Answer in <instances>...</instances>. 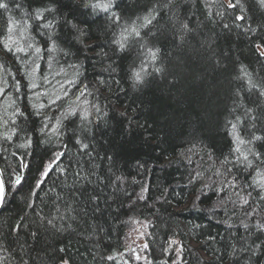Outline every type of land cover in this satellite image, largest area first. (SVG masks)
Returning <instances> with one entry per match:
<instances>
[{
    "label": "trees",
    "instance_id": "16d2710c",
    "mask_svg": "<svg viewBox=\"0 0 264 264\" xmlns=\"http://www.w3.org/2000/svg\"><path fill=\"white\" fill-rule=\"evenodd\" d=\"M5 2L9 7L0 10V41L6 39L8 18L23 22L36 8L52 4L57 9L47 19L58 20L55 35L64 51L52 54L51 61L42 53L36 81L46 76L49 83L43 90L57 93L66 79L87 85L90 104L87 121L82 123L79 116L70 118L75 124L65 121L59 145L55 140L44 143L47 137L38 132L28 149L16 147L22 135L13 143L0 141L3 178L24 177L18 190L8 188L0 207V264H118L114 254L124 249L125 220L133 213L151 218L145 243L152 264H264V231L256 228L264 224L258 190L236 189L244 195L252 191L250 205L242 206L232 188L218 189L236 176L238 184H246V173L216 175L217 169L233 167L220 164L225 156L233 159L226 119L240 116L246 139L264 136V97L246 89L235 96L241 67L256 82H264V57L257 51V45L264 51V7L259 0H240L243 12L228 8L229 0H117L121 23L159 5L156 20L143 30L156 34L151 43L160 50L158 61L148 68L152 75L136 87L124 72L136 49L115 53L106 17L84 10L82 0ZM238 15L244 20H236ZM185 22L188 33L179 30ZM30 32L39 46L47 47L46 36ZM18 55L19 60L0 44V63L7 69L0 71V86L8 84L6 95L0 96L5 119L14 111L15 105L8 107L13 99L21 107L30 100L39 102L17 71L35 65L32 60L25 64L23 53ZM16 80L23 85L20 92L12 86ZM234 100L241 107L235 108ZM246 108L253 109L248 117ZM30 113L29 108L26 115ZM28 119L29 128L39 126L35 116ZM17 122L22 120L17 117ZM77 136L88 145L86 150L76 144ZM253 147L264 152V141ZM55 151L65 153L59 167L66 174L52 171L36 188ZM21 158L27 168H20Z\"/></svg>",
    "mask_w": 264,
    "mask_h": 264
},
{
    "label": "snow or ice",
    "instance_id": "6c2138e0",
    "mask_svg": "<svg viewBox=\"0 0 264 264\" xmlns=\"http://www.w3.org/2000/svg\"><path fill=\"white\" fill-rule=\"evenodd\" d=\"M55 3V0H53ZM171 4L172 0H168ZM261 7H264V0H259ZM117 5V0H82V7L84 10H90L91 14L97 16L102 13L106 17V21L110 28H112L111 37L109 39V44L115 53H125L127 54L130 50L136 49L137 55L135 59H132L128 63L127 68L124 70L125 76L130 80L134 87L140 86L145 83L146 78L152 75L148 68L151 64L158 61L159 48L155 47L151 43L152 39L155 38V33L150 31H143L149 29L153 24V21L157 18V8L159 5L153 4L147 9V11L142 16H137L135 19L127 20L121 23L122 16L115 10ZM167 5H165L166 7ZM8 3L5 0H0V10L7 11ZM16 7L19 9L20 5L17 4ZM228 8L233 10L239 8L243 12V5L240 0H236L235 3L229 0L227 4ZM57 11L52 4L46 5L44 7L36 8L31 13L28 14L27 18L23 22L15 20L13 18H8L5 21V33L6 39L0 41L3 48L8 53H13L17 60L20 59L18 54L23 53L26 59L24 63L27 64L28 60H32L34 67H30V70H24L18 68V72H22V79L28 81L27 87L32 91V97L39 102H32L30 100L29 104L21 107L16 105L13 99L8 107L15 105L14 111L7 119L0 116V141L13 143L14 139H19L21 135L23 136V142L17 144V148L28 149L32 146L33 134L38 132L39 134L47 137L44 143H50L53 140L59 145L60 139L64 132L62 131L66 125L65 121L68 123L75 124V120L70 118L79 116L80 121L83 123L88 120V106L90 102L87 100L86 95L88 93L87 85H79L75 80H64L59 85V91L49 92L48 90H43L42 85L48 84V78L42 76L40 82L36 81V72L40 69L41 65L37 62L40 61L42 53L48 55L49 60H53L54 56L52 54L57 51L63 52L64 50L60 48L57 43L58 37H56L55 32L58 26L57 19H47V14H51ZM236 20H244L243 15H238L235 17ZM37 22L33 24L32 22ZM65 24L70 25L74 30L76 25L72 21H64ZM225 28L228 27L226 24ZM30 29L38 32L42 36H46L45 40L46 48H42L38 45L35 36L30 32ZM179 30L188 33L191 31L188 23H181L179 25ZM81 35H83V30ZM254 31V30H253ZM79 39V37H77ZM261 45H257L258 55L264 57V51H260ZM68 53L65 52V55ZM123 58V57H122ZM51 67V64L49 65ZM71 67H76L72 65ZM0 71H7L5 66L0 63ZM63 72V69L60 70ZM154 72H160L161 69L155 68ZM59 73H57L58 75ZM241 81L240 87L236 89L235 96L240 97V93L243 90L248 92H253L254 90L259 97H264V82H256L250 73L244 67L240 69V76L237 77ZM67 85V87H65ZM75 85L74 90L72 86ZM16 88L17 92H20L23 85L20 80H16L15 84L12 85ZM8 84L5 82L3 86H0V96H5L7 92ZM235 108L241 107V104L235 102ZM96 111L99 109L95 105H91ZM31 109V113L28 115L35 116L40 124L38 127L29 128L27 125L30 123L28 119V109ZM235 108L232 110L235 111ZM54 110V111H53ZM7 112V108L5 109ZM52 112V115H49ZM253 112L252 108H246L244 111V116L248 117ZM59 113V115H56ZM17 117L22 120V123L17 122ZM255 119V117H253ZM35 123V121H31ZM241 117L235 116L234 119L225 120V130L227 135L231 138L232 147L229 149V156L233 157L229 160L228 156H225L224 160L220 161L221 168H224L227 164H232L233 167L227 169L226 172H222L221 169L216 170L217 176L227 177L232 172L243 171L246 173L245 180L246 184H238V176L231 180H227V183H223L222 187L218 191L223 192L225 188H232L237 196V201L240 205H250V200L252 198V191H247L246 195L241 194L240 191H235L236 189H252L257 191V199L261 205H264V152L256 150L253 147L256 141H264V136L251 135L250 139L244 138L242 135L246 131L245 128L241 127ZM247 131L251 132V129ZM73 135H76L75 129H73ZM76 144L80 145L82 150H86L88 145L83 143V139L79 136L76 137ZM65 155L63 151H55L50 158L49 163L44 166L43 171L37 178L35 187L40 188L44 183L46 177L52 171H59L61 174H66L64 168L59 167V162ZM28 165L22 162L20 163V168H27ZM77 176L79 173L76 174ZM197 175H200L199 173ZM24 177L17 174L14 180L9 177L5 180L2 175H0V206L5 203L8 188H17L22 185ZM144 197L141 195L140 199ZM255 211V210H254ZM252 215L253 213H247ZM52 223V221H49ZM147 225H145L146 227ZM249 226L244 225L247 229ZM256 228L258 231H264V224H257ZM147 246V245H145ZM260 247V245H257ZM255 254V253H253ZM139 259V257H136ZM109 260L114 259L113 256L108 257ZM64 264H68V261H64Z\"/></svg>",
    "mask_w": 264,
    "mask_h": 264
},
{
    "label": "rangeland",
    "instance_id": "374dc122",
    "mask_svg": "<svg viewBox=\"0 0 264 264\" xmlns=\"http://www.w3.org/2000/svg\"><path fill=\"white\" fill-rule=\"evenodd\" d=\"M49 161H47L46 164L49 163ZM151 222V218L140 217L134 213L126 218L125 232L123 236L124 249L121 252L114 254L118 264H132V261L137 264H152L148 260L145 246ZM145 225L147 226L145 227ZM137 256L139 259L136 258ZM128 259L130 260L128 261ZM64 261H62L61 264H64Z\"/></svg>",
    "mask_w": 264,
    "mask_h": 264
},
{
    "label": "water",
    "instance_id": "95a60500",
    "mask_svg": "<svg viewBox=\"0 0 264 264\" xmlns=\"http://www.w3.org/2000/svg\"><path fill=\"white\" fill-rule=\"evenodd\" d=\"M0 175H2L1 172H0ZM0 207H1V206H0Z\"/></svg>",
    "mask_w": 264,
    "mask_h": 264
},
{
    "label": "bare ground",
    "instance_id": "6f19581e",
    "mask_svg": "<svg viewBox=\"0 0 264 264\" xmlns=\"http://www.w3.org/2000/svg\"><path fill=\"white\" fill-rule=\"evenodd\" d=\"M1 172V171H0ZM2 174V173H1Z\"/></svg>",
    "mask_w": 264,
    "mask_h": 264
}]
</instances>
